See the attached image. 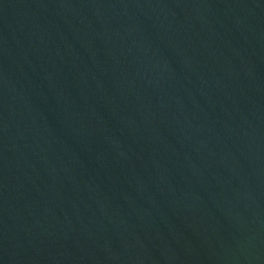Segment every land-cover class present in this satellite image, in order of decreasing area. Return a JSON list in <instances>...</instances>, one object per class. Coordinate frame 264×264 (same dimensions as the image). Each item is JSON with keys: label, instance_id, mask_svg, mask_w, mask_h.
Returning a JSON list of instances; mask_svg holds the SVG:
<instances>
[{"label": "water", "instance_id": "obj_1", "mask_svg": "<svg viewBox=\"0 0 264 264\" xmlns=\"http://www.w3.org/2000/svg\"><path fill=\"white\" fill-rule=\"evenodd\" d=\"M0 264H264V0H0Z\"/></svg>", "mask_w": 264, "mask_h": 264}]
</instances>
